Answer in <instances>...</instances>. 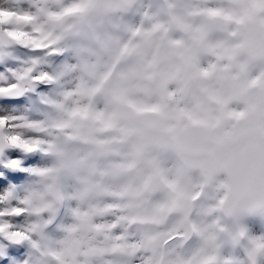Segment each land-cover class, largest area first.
I'll return each instance as SVG.
<instances>
[{"label":"clouds","instance_id":"clouds-1","mask_svg":"<svg viewBox=\"0 0 264 264\" xmlns=\"http://www.w3.org/2000/svg\"><path fill=\"white\" fill-rule=\"evenodd\" d=\"M3 94L0 264H264V0H0Z\"/></svg>","mask_w":264,"mask_h":264},{"label":"rangeland","instance_id":"rangeland-1","mask_svg":"<svg viewBox=\"0 0 264 264\" xmlns=\"http://www.w3.org/2000/svg\"><path fill=\"white\" fill-rule=\"evenodd\" d=\"M13 99H11L10 101L9 99L0 98V115L35 114L36 109L38 107V101L34 98V95H30L28 99H24L20 101H17L16 98ZM18 151H21L23 153L22 160L20 157H18L17 154ZM3 159L7 161H3ZM13 159L18 160L20 162V167L22 168L24 167L26 171L29 170V168L31 169L32 167L44 162L41 154L39 156V153H26L17 148H12L11 150H7L6 154L4 155V158L2 157V160L0 161L1 163L7 164L9 163L10 160ZM11 179L12 181L11 183H9L8 181ZM6 180L8 181L0 180V191H3L10 186H22L28 180V176L25 174L23 177L20 178L14 176V178L10 177L9 179L7 178Z\"/></svg>","mask_w":264,"mask_h":264},{"label":"bare ground","instance_id":"bare-ground-1","mask_svg":"<svg viewBox=\"0 0 264 264\" xmlns=\"http://www.w3.org/2000/svg\"><path fill=\"white\" fill-rule=\"evenodd\" d=\"M41 88H43V86H41ZM30 95H32V94H26V95L3 94V95H0V98L1 99H9L10 101H11V99L16 98L17 101H20V100L28 99L30 97ZM9 150H11V149H9ZM17 154H18V157H20L22 160L23 159V155H22L23 153L21 151H18ZM39 156H40V154H39ZM2 157L4 158V156H0V160H2ZM34 159H35V157H34ZM13 160H16V159H13ZM3 161H7V160L3 159ZM0 165H2V166H0V173H2V175H0V180H2V181L3 180L8 181V180H6L7 178L8 179L10 177L14 178V176H17L18 178L23 177L25 174L27 176H29V173L27 172L28 170L26 171L24 167H23L24 169L22 167L12 168V167L8 166V163L7 164L1 163V161H0ZM11 181H12V179L9 180L8 182L11 183Z\"/></svg>","mask_w":264,"mask_h":264}]
</instances>
